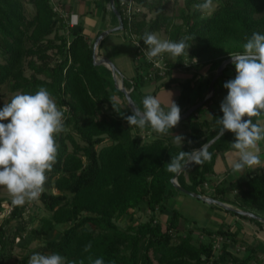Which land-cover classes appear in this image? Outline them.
<instances>
[{"label": "trees", "instance_id": "obj_1", "mask_svg": "<svg viewBox=\"0 0 264 264\" xmlns=\"http://www.w3.org/2000/svg\"><path fill=\"white\" fill-rule=\"evenodd\" d=\"M135 1L147 13L135 17L130 27L122 19V32H130L142 45L146 46L142 39L145 32L163 31L171 41L196 36L187 42V55L169 57L165 53V79H146L151 68L146 60L136 61L135 77L122 79L136 108L141 110L143 105L134 100V95L142 101L147 95L155 96L160 89L169 88L174 82L170 79L173 69L209 65L216 71L231 54L243 53L245 37L250 38L253 32L264 34V0H213L214 8L209 14L192 7L203 0H183L176 17L167 13L171 0ZM114 4L121 15L119 0ZM27 5L34 9L30 17ZM57 9L52 0H0V92L6 87L11 93L34 94L44 87L56 98L57 105L66 109V130L55 136L59 144L57 160L52 171L46 173L39 198L47 215L38 219L37 229H28L35 217L27 221V206L9 202V214L0 225V264L10 256L8 246L26 234L42 238L41 248L31 254L59 253L68 264H91L89 256L93 260L102 257L105 264H264L257 244L239 237L241 225L234 230L222 223L216 230L194 227L182 231L180 226L186 220L177 209L169 207V201L180 192L172 185L175 174L168 172L166 165L180 151L199 149L219 134L216 118H222L221 113L215 110L204 116L205 107L214 97L167 135L149 126L130 127L125 117L132 111L115 88L111 71L94 65L92 43L83 29L68 26ZM147 14H153L148 21ZM106 16L110 17L111 27H117L111 10L104 9L101 20ZM228 71L234 79L232 63L217 81L226 78ZM213 77L214 73L198 83L197 90L202 89V94L208 91ZM149 82L157 85L152 93L143 94L141 89ZM191 90L188 83L182 84L174 101L181 114L203 100L201 95L190 105ZM256 118H252L253 122ZM176 135L185 137L182 145L174 143ZM233 142L235 134L225 132L209 146L211 160L191 164L176 180L188 192L208 195L264 218V171L242 182L213 178L217 155L234 151ZM141 209L149 215L145 221L136 218ZM225 212L263 227L255 219ZM160 215L166 216L164 224L157 219ZM119 221L124 222L123 227L117 224ZM58 226L66 228L58 238L46 240L45 236ZM195 230L199 237L193 235ZM217 236L223 240L215 251ZM90 242L91 250L85 252ZM240 244L245 251L240 253L237 248L235 252L234 247ZM27 258L23 264H27Z\"/></svg>", "mask_w": 264, "mask_h": 264}, {"label": "clouds", "instance_id": "obj_2", "mask_svg": "<svg viewBox=\"0 0 264 264\" xmlns=\"http://www.w3.org/2000/svg\"><path fill=\"white\" fill-rule=\"evenodd\" d=\"M202 13L210 12L213 0H203L192 5ZM196 36L185 35L179 41L161 39L157 33L145 32L142 39L147 47L149 59L162 56L172 57L188 54L190 45ZM243 53L231 54V61L236 75L224 83L227 96L220 104L222 118H216L220 126L219 135L225 132L235 134L231 148L235 150L237 160L233 171L242 172L245 168L259 167V142L264 141V121L253 117H264V34L253 32L245 37ZM138 46V45H137ZM143 110L133 108L132 114L125 117L127 123L144 129L149 126L154 132L167 135L181 120L180 107L170 101L167 111L162 106L160 97L147 95L142 99ZM50 91L40 87L34 94L16 93L11 101L0 108V186L7 189L12 197V204L23 206L36 201L44 191L46 173L51 172L58 155L59 144L55 136L66 130L64 111ZM247 118V119H245ZM174 143L182 145L185 137L173 136ZM189 144L192 142L189 140ZM205 143L191 152L180 151L166 165L168 172L180 174L188 165H201L211 160ZM91 242L84 248L91 250ZM91 264H105L104 259H92ZM28 264H68L59 253H34ZM74 264V262H73ZM83 264V262H81ZM110 264H114L110 262Z\"/></svg>", "mask_w": 264, "mask_h": 264}, {"label": "rangeland", "instance_id": "obj_3", "mask_svg": "<svg viewBox=\"0 0 264 264\" xmlns=\"http://www.w3.org/2000/svg\"><path fill=\"white\" fill-rule=\"evenodd\" d=\"M182 7L183 0H171L167 6V13L176 17ZM26 8V14L28 17H30L34 9L30 5H27ZM210 12H208L207 14H209ZM152 16L153 14H148L146 20L148 21ZM175 21L177 23L180 22L179 18H176ZM155 33H157L161 39H167V36L163 31H158ZM101 47H106L104 49L110 51L108 56H110L114 60L115 65L113 64V66L118 73L117 77L119 79H128L131 77H135L136 72L138 71L134 61L135 46L133 40L129 37V35L123 33L122 30L113 31L103 39V41L101 42ZM26 74H29V72L26 71ZM16 93H11L6 87H2L0 92V108H2L4 104L9 103L13 95ZM0 201L2 203V207L0 208L1 225L3 220L5 219L4 217L9 214V202H12L10 193L6 188L2 186H0ZM24 205L27 206L24 215L27 221L29 218L35 217L33 223H28L27 228L37 229L39 225L38 219L47 215V212L44 210L43 205L41 204L39 199L33 202L25 203ZM169 207L177 209L186 220L182 221V224L180 226L182 231L194 227H204L209 230H216L217 227L222 223L227 228L230 227L232 230H234L236 229V225L240 224L241 232L239 234V237L244 238V240L249 241V243H254L255 245L257 244L256 246H258L259 248V258L264 262V224L263 227L260 228L250 221L242 220L234 215L225 212V210L219 206L218 208H213L210 206V204H207L197 198L183 193H178L175 198L171 199L169 201ZM148 217L149 215L144 209H141L136 213V218L138 219V221H145L148 219ZM157 219L164 224L166 216L160 215L157 216ZM117 224L123 227L124 222L119 221ZM64 228H66V226H58L55 231L48 233L45 236V239L53 240L58 238L59 234ZM193 233L194 236H200V233L196 230ZM41 245L42 238L35 239L32 236L26 234L22 239L17 240L13 245L8 246L7 251H9L10 256L7 260H5L3 264H23V259L26 257H28V264L31 255L34 254H31L30 252L34 251L35 249L41 248ZM243 246L241 244L238 247L235 246V252L237 251V248L240 253H242V251H245Z\"/></svg>", "mask_w": 264, "mask_h": 264}, {"label": "crops", "instance_id": "obj_4", "mask_svg": "<svg viewBox=\"0 0 264 264\" xmlns=\"http://www.w3.org/2000/svg\"><path fill=\"white\" fill-rule=\"evenodd\" d=\"M52 1L58 7V10L65 11L71 16V21L74 23V27L80 26L83 29V34L87 38V41L89 43H92V46L96 37L99 35L98 33L113 28L111 27L109 16H106L104 21L101 20V14L104 11V9L110 10L109 0H52ZM104 48L106 47L102 48L100 46L99 49L97 48L96 51L97 56L100 58H107L110 61H112V63L115 65L114 60L110 56H108L110 51ZM168 55L169 57H172L170 54ZM134 61L136 64L135 54H134ZM212 73L215 74V71L211 70L209 65H205L199 69L196 68L194 65L189 68H175L173 69L170 77V79H173L174 82L171 83L169 88L160 89L159 91H157L155 96L160 97L162 101V106L165 109H168V106L170 105V101L172 100L174 102L177 99V97L180 95L182 84L184 85L185 83H188L189 87H191L192 89L188 95L189 104L192 105L193 103L199 100L201 95L203 99L205 98L207 91L204 94H202L203 93L202 89H200L201 90L200 93V90H197V86L198 83L204 82L207 79H209ZM231 74L232 72L228 71L226 78L220 79L218 81L216 80L217 82L214 87V95H213L214 100L209 102V104L205 107V111H204L205 117L208 116L211 111H215V110L217 112H220L223 117V113L220 110V104L228 94L227 90L223 87V85L228 80L233 79ZM132 78L133 77L128 78V80H131ZM156 85L157 84L154 82L146 83L142 87L141 92L143 94H150L155 89ZM134 100L138 104L142 105L140 96L134 95ZM257 119L264 121V117H257L256 120ZM259 147L261 150L260 159L262 162H264V141L259 142ZM236 160H237V156L235 155V150L218 154L215 159V163L213 167L214 170L213 178H215V180H221L223 178H226V179L235 180L236 182H242L247 180L249 177L264 171V163H262L259 167L245 168L242 172H235L233 171V164ZM238 225H236V227Z\"/></svg>", "mask_w": 264, "mask_h": 264}, {"label": "water", "instance_id": "obj_5", "mask_svg": "<svg viewBox=\"0 0 264 264\" xmlns=\"http://www.w3.org/2000/svg\"><path fill=\"white\" fill-rule=\"evenodd\" d=\"M109 7H110V10L113 13V15L116 17V20H117V24L118 25L115 28L108 29V30H105V31L99 33V35L96 37L95 41L93 42V46H92L93 63H94V65H103V66H105L107 69H109L111 71L112 77H113V80H114L115 88L117 90H119L124 95V98H125V100H126V102L128 104V107L132 111V109L133 108H136V106H135L134 102L132 101V99L130 97V91H128V90L125 89V87L123 86L122 80H120L117 77L118 76V73H117L115 67L113 66V63H111V61L109 59H107V58H100V57H98L97 54H96L97 48H98L100 42L105 38V36H107L109 33L113 32V31H121L123 29L122 17L119 14L117 8L115 7L114 0H109ZM229 64H232L231 57L225 59L219 65V67L216 69L215 74H214V77L210 81V84H209V87H208V91H207V94H206L205 98L201 102H198L195 105L189 107L184 113H182L181 114V120H180V122H182V121L186 120L188 117H190L198 108H200L201 106H203L207 101H209L213 97V95H214V84H215V81L223 74L224 69ZM245 119H247V118H245ZM218 137H220L219 134L213 140H211L210 142H208L209 146ZM190 165H188L187 168ZM178 175L175 174L174 178L171 181L172 182V185L174 186V188L178 192L183 193V194H186V195H189V196L194 197V198H197V199H199V200H201V201H203V202H205L207 204L217 205V206L223 208L224 210L233 212V213H235L237 215H241V216H244V217H247V218L255 219V220L261 222L262 224H264V218L260 217L259 215H256V214L251 213V212H248V211H243V210L234 208V207H232L230 205H227L225 203H221V202H219L217 200H214V199H212V198H210L208 196H201V195H198V194H195V193H191V192L186 191L185 189H183L182 187L179 186V184H178V182L176 180V177Z\"/></svg>", "mask_w": 264, "mask_h": 264}, {"label": "built area", "instance_id": "obj_6", "mask_svg": "<svg viewBox=\"0 0 264 264\" xmlns=\"http://www.w3.org/2000/svg\"><path fill=\"white\" fill-rule=\"evenodd\" d=\"M119 7L121 10V17L124 19L128 25L131 26L135 17L147 13L146 9L139 5L135 0H119ZM56 10V9H55ZM58 10V9H57ZM61 17L67 21L68 26H74V23L71 21V16L65 12L60 10ZM148 15V14H147ZM133 40L134 46L136 49V58L137 63L142 60H146L151 68L146 76V79H154L156 76L161 78L162 80L166 77V61H165V53L160 57L149 59L146 55L147 47L142 45L136 36H133L130 32L126 33ZM138 45V46H137ZM189 65V64H186ZM207 188V184L204 185ZM222 237H215L214 239V249L215 251L219 250L220 243L222 242Z\"/></svg>", "mask_w": 264, "mask_h": 264}]
</instances>
